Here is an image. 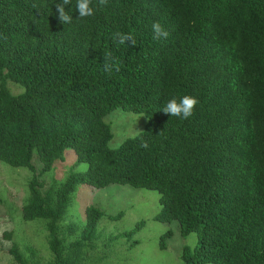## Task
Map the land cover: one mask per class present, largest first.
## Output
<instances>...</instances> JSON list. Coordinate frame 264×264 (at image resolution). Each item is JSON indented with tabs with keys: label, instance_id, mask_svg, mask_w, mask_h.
<instances>
[{
	"label": "trees",
	"instance_id": "trees-1",
	"mask_svg": "<svg viewBox=\"0 0 264 264\" xmlns=\"http://www.w3.org/2000/svg\"><path fill=\"white\" fill-rule=\"evenodd\" d=\"M178 1L171 8L108 0L81 21L72 0L65 10L73 23L65 25L57 19L61 0H0V163L29 175L19 223L41 221L50 264H85L106 235L99 222L123 217L88 206L83 227L65 221L83 184L156 190L153 219L196 235L193 248H182V264H264V0ZM153 21L167 39L153 38ZM118 30L136 45L114 43ZM109 51L120 61L111 76L102 69ZM8 82L24 92L13 95ZM174 95L198 99L188 120L161 110ZM116 109L147 123L109 149L105 117ZM68 148L87 170L46 185L40 177ZM145 223L108 238L132 249ZM13 234L2 231L12 264H42ZM172 236L161 235L162 249Z\"/></svg>",
	"mask_w": 264,
	"mask_h": 264
},
{
	"label": "rangeland",
	"instance_id": "rangeland-1",
	"mask_svg": "<svg viewBox=\"0 0 264 264\" xmlns=\"http://www.w3.org/2000/svg\"><path fill=\"white\" fill-rule=\"evenodd\" d=\"M7 87L13 95L24 92L23 88L15 87L8 82ZM110 124L112 139L109 149H115L127 138L134 137L142 131L147 123L143 115L116 109L105 117ZM37 171L41 165L33 159ZM87 164H76L72 149L64 151V161L56 163L53 168L40 177L46 185L53 182L62 183L69 172H85ZM28 173L23 168H13L0 163V264H12L8 255L4 254L8 241L2 238V231H13V239L22 245H30L38 252L42 264H50L51 253L46 247V232L41 221L19 223L21 207L27 198L26 179ZM94 206L107 214L123 213L120 220L109 222L101 220L99 229L106 233L103 239L94 243V249L88 252L85 264H182L180 255L184 246L193 248L196 244L195 233L187 236L180 234L177 222H157L153 217L159 212V193L156 190L135 188L128 185L112 184L103 188L91 187L87 184L79 186L67 209L65 221L74 222L79 227L85 225V208ZM140 220H145V226L136 234L139 245L129 249V243L123 240L111 241L109 234L115 235L135 227ZM170 229L173 236L167 240L165 249L160 247L161 235ZM77 238V237H76Z\"/></svg>",
	"mask_w": 264,
	"mask_h": 264
},
{
	"label": "clouds",
	"instance_id": "clouds-1",
	"mask_svg": "<svg viewBox=\"0 0 264 264\" xmlns=\"http://www.w3.org/2000/svg\"><path fill=\"white\" fill-rule=\"evenodd\" d=\"M72 0H61L56 4L57 19L60 23L65 25H71L73 23L72 16L65 10V5H68ZM108 0H75V9L78 12V20H86L89 17L94 16L95 12L102 6H106ZM158 4H165L171 8L180 7L178 0H158ZM151 31L155 40L167 39L169 32L159 22L153 21L151 24ZM112 40L118 45H124L130 42L131 45H136V39L131 33L122 31H115L112 34ZM104 62L102 64L103 72L106 75L111 76L115 72L120 71V61L110 51L104 53ZM198 99L193 95L171 96L167 99L162 107V111L171 117H177L181 120H188L194 115ZM142 148H147V142L141 143Z\"/></svg>",
	"mask_w": 264,
	"mask_h": 264
}]
</instances>
